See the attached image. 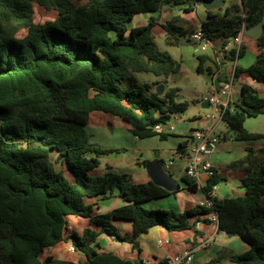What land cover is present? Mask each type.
I'll use <instances>...</instances> for the list:
<instances>
[{"label":"trees","instance_id":"obj_1","mask_svg":"<svg viewBox=\"0 0 264 264\" xmlns=\"http://www.w3.org/2000/svg\"><path fill=\"white\" fill-rule=\"evenodd\" d=\"M188 1L0 0V264H136L100 252V237L129 243L140 256L141 238L152 228L190 230L201 217L211 223L208 216L214 212L220 232L235 235L250 247L231 261L264 264V149L247 151L244 197H213L222 181L214 173L203 189L212 209L151 210L146 203L175 193L152 181L135 183L127 173L91 174L101 167V157L119 152L92 144L87 126L93 113L119 118L139 140L156 136L167 140L171 135L155 128L188 111L190 103L178 101L179 88L162 95L154 90L160 82L141 84L133 75L148 73L167 83L180 73L181 64L157 49L153 30L158 20L152 16L147 25L128 28L138 15L160 14L167 5ZM224 5L207 9L201 27L205 38L218 50L243 30L262 24L263 33L257 39L260 54L249 68L237 66L235 79L248 73L264 83V0H233ZM37 6L56 12V18L36 22ZM163 28L171 46L190 40V32L176 19ZM245 54L242 45L238 60ZM230 55L235 60L236 49ZM198 60L202 72L207 56ZM263 113L264 99L257 89L244 85L223 122L236 141L260 140L264 134L250 133L244 124ZM186 149L187 142L181 143L178 152L185 154ZM184 181L197 191L194 180L186 176ZM115 196L126 204L95 213L99 202ZM121 220L132 223V233H121L117 224ZM62 243L70 244L85 261L56 259L52 253ZM142 262L139 259L138 264Z\"/></svg>","mask_w":264,"mask_h":264},{"label":"crops","instance_id":"obj_2","mask_svg":"<svg viewBox=\"0 0 264 264\" xmlns=\"http://www.w3.org/2000/svg\"><path fill=\"white\" fill-rule=\"evenodd\" d=\"M192 11L194 13L195 7L189 9V12ZM205 15L207 19V8ZM152 16L158 20V25L156 27L159 29H163V25L168 21H171L172 19L177 20L179 17L174 12V9H163L160 14L144 15V18H140L141 23L139 22V25H147ZM188 19L187 16L180 18V20L184 22H190ZM180 20H177L178 24L180 23ZM204 21L205 20L200 21L198 28L184 29L189 31L191 35L202 27ZM133 28L136 27L132 26L130 29ZM243 45L246 47V54L243 58L237 61L230 59L226 63H222L223 65L219 64L217 54H214L211 51L209 54H205L207 60L202 65V72L208 73L211 82L213 77H218L220 81H230L233 79V105L240 98L241 89L244 85H249L257 89L260 96L264 99V83H258L248 73H243L238 79H235L236 67L240 66L244 69L249 68L255 63L257 56L260 54L259 43L256 39L246 35L243 40ZM199 65L200 61L197 57V70ZM173 84L174 80L173 77H171L169 86L172 87ZM183 99L184 98L179 95L178 101H182ZM203 108L208 113L211 111L206 102L203 104ZM204 117L205 116H202L201 114L193 117V120H191L190 118H184L182 115L175 116L172 119V125L175 130L172 132L167 131V133L171 135L169 137H173L175 140L173 148L166 147L169 140H161L159 136L149 138L151 140H156V144L153 147H149L146 144L148 139L139 140L130 133L133 136V148H129V146L125 144L107 148L118 150L119 152L115 153L118 156L128 154L130 151L134 152L132 157L128 159L127 165L122 167L119 163L109 164L106 169L95 170L91 172V174L94 176H100L105 175L110 171L127 173L131 175L135 183L143 184L150 181H156L160 184V187L171 193H175L168 197L152 200L146 203L145 207L148 209L173 210L177 213H183L194 209L205 204L209 200L203 190L208 183V179L203 175V185L198 186V189L195 192L190 190L188 184L184 181V178L186 177L185 168L187 162L184 158V154L179 153L178 149L181 143L187 142L192 131L217 125L216 133L219 131L217 135L220 138V143L216 151L209 156V160L213 165L214 171L222 181L215 187L213 197L219 200L244 197L246 195V190L242 186V180L247 176L246 165L244 163L247 151L249 148L254 150L264 149V139L236 141L231 137L232 134L229 132L227 125L224 122L217 124L213 121H207ZM244 127L250 133L264 134V113L256 118H248ZM117 129L125 130L122 121L117 117L106 115L101 112L93 113L90 116L87 126V131L91 137L92 144L100 147H102L100 144L102 141L93 133L96 132V134L105 135L108 139H111ZM127 133L129 132L127 131ZM119 147L122 148V151ZM143 156L146 158L142 159ZM108 167L111 168L109 169ZM64 169L66 177L73 181L74 179L71 173L65 167ZM125 204L126 203L121 198L115 196L99 202V206L95 207V213H108L124 206ZM200 219L201 220L196 223V226L185 231L171 232L163 227L152 228L148 234L141 238L140 256L133 249L131 244L130 249L128 246L124 245L129 243H121L107 236H104L102 241H100L102 247L100 252L113 253L122 258L131 260L136 264L139 263V259L150 264H159L161 261L170 260L186 250H191L194 253L192 264H235L231 261L233 255H239L250 250V247L239 237H230L219 232L218 225L212 221V214L208 216V219L211 220V223L209 224L203 222L204 217H201ZM194 222H196V220H192L191 223L193 224ZM117 224L121 233L130 234L133 232L132 223L130 221L121 220L118 221ZM212 238L213 243L211 247L200 248V245L204 241ZM159 241H168V244L159 246ZM62 244H65V247H71L70 244ZM60 245L61 244L57 247ZM75 253L79 256L76 261H85V257L82 254Z\"/></svg>","mask_w":264,"mask_h":264},{"label":"rangeland","instance_id":"obj_3","mask_svg":"<svg viewBox=\"0 0 264 264\" xmlns=\"http://www.w3.org/2000/svg\"><path fill=\"white\" fill-rule=\"evenodd\" d=\"M87 0H74L77 4H85ZM225 1L221 4L220 7L224 5V8L227 7L233 0H223ZM195 7V11L193 13L186 11L189 8ZM174 9V12L179 16L177 20L187 16L190 22H184L180 20V25L183 28H198L200 21L206 20V8L201 4H196L192 0H189L186 4L181 6H165L164 10ZM57 16V13L54 11L47 12L42 7H36L35 19L38 23H44L49 20H54ZM140 18H144V15L137 16L133 21L129 22L128 28L139 27L143 25H139L141 23ZM140 22V23H139ZM147 24V22H146ZM154 34L156 36V44L157 49L160 53H168L172 56L174 60L181 64V70L178 75L173 76L174 84L172 87L169 86V81L167 83L164 82L163 79H159L152 74L148 73H134L133 75L141 84H153L156 81L160 82L159 86H154V90L158 91L162 95L170 88H179L180 95L184 98L182 101H187L190 103V107L188 111L184 114V118L191 119L195 116H205L208 112L204 110L203 104L205 103V99L209 95V90L211 86V78L208 76L207 72H199L196 67L197 57L204 55L201 52L200 47L196 44L188 47H174L168 44L167 34L163 29H159L158 27L154 28ZM192 33V32H191ZM193 34V33H192ZM89 133V132H88ZM219 133V131L217 132ZM92 134V133H91ZM95 136L102 141L101 146L104 148H111V146H118L120 144H125L129 146V148L134 147V143L132 142L133 136L130 133H127L126 130L117 129L114 133V136L111 139H108L105 135H99L93 133ZM167 140L168 143L166 147L173 148L174 139L173 137H169ZM156 140L148 139L146 144L149 147H153ZM104 144V145H103ZM144 145V144H143ZM122 151V148L119 147ZM134 152L130 151L128 154L123 156H118L117 154H110L108 156H104L101 158L102 165L99 169H106L107 165L119 163L122 167L127 165V161ZM146 158L145 156L142 159ZM97 169V170H99ZM104 236L100 237L99 241H102ZM131 249L130 244H124ZM52 255L60 260H68V261H76L79 257L74 251L70 250V248L65 247V244H61L59 247L55 248Z\"/></svg>","mask_w":264,"mask_h":264},{"label":"built area","instance_id":"obj_4","mask_svg":"<svg viewBox=\"0 0 264 264\" xmlns=\"http://www.w3.org/2000/svg\"><path fill=\"white\" fill-rule=\"evenodd\" d=\"M245 36L246 31L243 30L241 34L232 41V43H230L225 48H221L218 50L215 49L214 44L211 41L205 38L201 28L197 32L191 34L189 36V39L200 47V50L202 53H204V55L209 54L211 51L214 54H217V60L219 64H222L231 59L230 51L232 49H236L237 51V58L234 61L238 60V55L243 45ZM233 87V79L230 81H220L218 77L212 78L209 95L205 99V102L207 103L211 111L205 115L204 119H206L207 121H213L217 124L223 122V116L225 112L233 105ZM216 128L217 125L194 130L191 132L187 139V152L184 154V158L187 162L185 173L187 177L195 181L197 186L203 185V175H205L209 181L215 173L213 165L209 160V156L216 151L220 143V138L216 133ZM174 130L175 128L172 125V121L167 125H159L155 128V131L158 133H166L167 131L172 132ZM201 206L212 209L213 203L211 202V200H208ZM212 221L218 225V215L215 212L212 213ZM212 243L213 238L204 241L200 245V248H209L212 246ZM166 244H168V241H159L158 243L159 246ZM70 250L75 252L73 247H70ZM193 260V251L186 250L183 253H180L171 258L169 260V264H192ZM142 264L150 263L145 261L142 262Z\"/></svg>","mask_w":264,"mask_h":264},{"label":"water","instance_id":"obj_5","mask_svg":"<svg viewBox=\"0 0 264 264\" xmlns=\"http://www.w3.org/2000/svg\"><path fill=\"white\" fill-rule=\"evenodd\" d=\"M222 3H223V0H212V1H203V2H200L199 4L204 5L207 9L215 10V9L220 8ZM262 33H263V25L259 24L256 27L247 30L246 35L248 37H251L257 40L262 35ZM193 44L194 43L191 40L183 39L181 41V46L183 47L192 46ZM154 183L160 186V184L157 183L156 181H154ZM228 236L233 237L235 235H228Z\"/></svg>","mask_w":264,"mask_h":264}]
</instances>
